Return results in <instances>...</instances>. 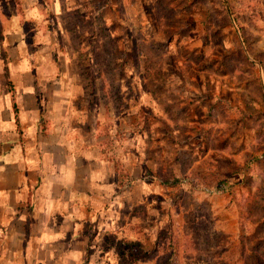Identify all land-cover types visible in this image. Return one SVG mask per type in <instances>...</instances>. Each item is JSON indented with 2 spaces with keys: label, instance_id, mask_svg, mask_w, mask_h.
Here are the masks:
<instances>
[{
  "label": "rangeland",
  "instance_id": "374dc122",
  "mask_svg": "<svg viewBox=\"0 0 264 264\" xmlns=\"http://www.w3.org/2000/svg\"><path fill=\"white\" fill-rule=\"evenodd\" d=\"M0 26L93 157L90 264L264 261V0H0Z\"/></svg>",
  "mask_w": 264,
  "mask_h": 264
},
{
  "label": "crops",
  "instance_id": "0c3cea01",
  "mask_svg": "<svg viewBox=\"0 0 264 264\" xmlns=\"http://www.w3.org/2000/svg\"><path fill=\"white\" fill-rule=\"evenodd\" d=\"M11 36L0 39V264H90L83 204L91 190L79 173L93 157L56 124L54 71L24 37Z\"/></svg>",
  "mask_w": 264,
  "mask_h": 264
},
{
  "label": "trees",
  "instance_id": "16d2710c",
  "mask_svg": "<svg viewBox=\"0 0 264 264\" xmlns=\"http://www.w3.org/2000/svg\"><path fill=\"white\" fill-rule=\"evenodd\" d=\"M1 30H2V27L0 26V39L2 37ZM124 242H125V244H127L130 247L129 259H131L133 262H136L138 259L142 258L146 254V252H144V251L143 252L141 251L142 252L141 254L139 253L140 251H133L132 252V246L131 245L133 243L129 240H126ZM253 260H255L256 264H263L264 263L262 257H260V255H258V254L253 255Z\"/></svg>",
  "mask_w": 264,
  "mask_h": 264
}]
</instances>
